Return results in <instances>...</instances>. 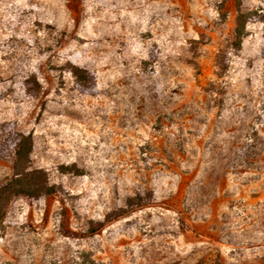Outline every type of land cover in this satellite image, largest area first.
I'll return each mask as SVG.
<instances>
[{
  "label": "rangeland",
  "instance_id": "374dc122",
  "mask_svg": "<svg viewBox=\"0 0 264 264\" xmlns=\"http://www.w3.org/2000/svg\"><path fill=\"white\" fill-rule=\"evenodd\" d=\"M3 122L57 193L0 201V264H264V0H0Z\"/></svg>",
  "mask_w": 264,
  "mask_h": 264
},
{
  "label": "trees",
  "instance_id": "16d2710c",
  "mask_svg": "<svg viewBox=\"0 0 264 264\" xmlns=\"http://www.w3.org/2000/svg\"><path fill=\"white\" fill-rule=\"evenodd\" d=\"M245 18L242 13H237L234 26L233 43L236 47L240 45L244 34ZM75 78V88L84 94L92 95L96 92V82L93 72L86 66L75 65L71 67ZM22 90L25 95L36 98L39 93L40 84L33 70H26L22 75ZM32 151V141L29 135L19 132L12 123L0 124V158L11 160L12 178L8 185L0 186V201L9 197L23 195L30 200L48 197L56 194L57 189L46 183L44 172L41 169H27L26 162ZM154 199L151 188H141L123 198L121 207L107 212L102 220L91 221L86 227L85 233L92 235L102 229L106 224L119 217L125 216L130 211L150 204ZM0 202V206L1 205ZM3 210L0 208V215Z\"/></svg>",
  "mask_w": 264,
  "mask_h": 264
}]
</instances>
